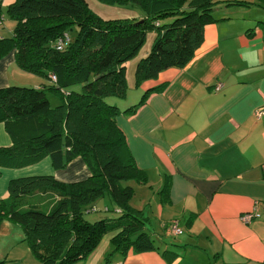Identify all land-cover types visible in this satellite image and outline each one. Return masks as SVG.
Wrapping results in <instances>:
<instances>
[{"label": "trees", "instance_id": "1", "mask_svg": "<svg viewBox=\"0 0 264 264\" xmlns=\"http://www.w3.org/2000/svg\"><path fill=\"white\" fill-rule=\"evenodd\" d=\"M95 1L141 16L102 20L85 0H15L7 13L16 27L10 38L0 39V61L12 52L21 69L47 80L33 88L14 84L0 89V123L10 139L8 147H0V168L19 170L49 159L54 171H62L79 158L89 172L68 184L53 176L8 183V196L0 199V220L6 217L24 229L23 241L39 264H76L104 237L111 248L107 262L114 255L157 250L148 219L130 206L134 191L126 183L146 184V175L134 164L116 118L136 113L164 84L145 90L124 111L108 100L126 98L125 65L137 57L148 33L155 39L136 65V87L156 81L166 70L186 67L205 26L215 22L212 13L220 3ZM59 42L61 50L56 49ZM105 197L116 216L88 222L85 215L98 212L96 205ZM99 212L109 213V208Z\"/></svg>", "mask_w": 264, "mask_h": 264}, {"label": "crops", "instance_id": "2", "mask_svg": "<svg viewBox=\"0 0 264 264\" xmlns=\"http://www.w3.org/2000/svg\"><path fill=\"white\" fill-rule=\"evenodd\" d=\"M216 1L215 22L205 26L186 67L135 86V68L149 53L152 32L125 65L127 94L117 104L120 111L164 84L136 113L116 118L134 164L146 175V184L130 185V206L148 219L157 250L114 255L107 262L111 248L104 237L76 264H264V115L255 116L264 110V0ZM229 1L247 4L221 3ZM123 10L116 19L141 16ZM4 61L14 63L13 53L0 61V73ZM7 86L0 77V89ZM9 145L0 123V147ZM39 176L68 184L89 172L79 158L62 171H54L49 159L19 170L0 168V199L8 196L11 180ZM243 215L252 217L245 223ZM173 222L181 234L168 232Z\"/></svg>", "mask_w": 264, "mask_h": 264}, {"label": "rangeland", "instance_id": "3", "mask_svg": "<svg viewBox=\"0 0 264 264\" xmlns=\"http://www.w3.org/2000/svg\"><path fill=\"white\" fill-rule=\"evenodd\" d=\"M88 9L98 16L100 19H113L122 18L124 16V10L121 8L108 7L99 4L95 0H85ZM10 0H0V10L2 11V20L0 21V39L10 38L12 36V31L16 27L17 21L10 18L7 13V7ZM92 2L96 5L92 7ZM99 7V8H97ZM242 11V10H239ZM7 56L3 59L5 60ZM5 62V61H4ZM2 73L0 77L8 81L10 85H16L26 88L38 87L40 84H46L47 80L41 78L38 75L29 73L21 69L15 62L14 63H2ZM130 94V93H129ZM133 98V93L130 94V99ZM51 99V98H50ZM120 100L110 99L108 103L113 106H118ZM138 102V101H137ZM54 104V103H53ZM133 182H128L126 185H131ZM109 208V213H103L104 207ZM98 212H93L85 215V219L94 223L102 218H111L116 216L114 213V205L110 200L105 197L96 205ZM24 229L19 225L8 220L6 217L0 220V262L2 264H39L35 255L29 250L27 244L23 241ZM102 241V240H101ZM103 260L101 261V263ZM100 263V264H101Z\"/></svg>", "mask_w": 264, "mask_h": 264}, {"label": "built area", "instance_id": "4", "mask_svg": "<svg viewBox=\"0 0 264 264\" xmlns=\"http://www.w3.org/2000/svg\"><path fill=\"white\" fill-rule=\"evenodd\" d=\"M62 45H63V43L59 42L57 44L56 49L57 50H61L62 49ZM52 79L54 80V77H52ZM262 115H264V110L263 111H258V112L255 113V116L257 118L261 117ZM251 217H252V215L251 216L250 215H243L241 217V221L246 223V222H248L250 220ZM168 232L170 234H173V235L181 234V229L179 228L178 223L177 222L171 223Z\"/></svg>", "mask_w": 264, "mask_h": 264}]
</instances>
